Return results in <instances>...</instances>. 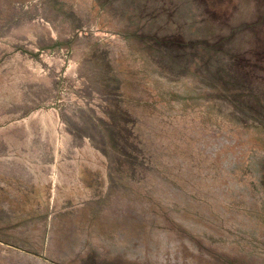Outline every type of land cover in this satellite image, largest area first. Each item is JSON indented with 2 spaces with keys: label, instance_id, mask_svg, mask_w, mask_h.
<instances>
[{
  "label": "rangeland",
  "instance_id": "1",
  "mask_svg": "<svg viewBox=\"0 0 264 264\" xmlns=\"http://www.w3.org/2000/svg\"><path fill=\"white\" fill-rule=\"evenodd\" d=\"M263 259L264 0H0V264Z\"/></svg>",
  "mask_w": 264,
  "mask_h": 264
},
{
  "label": "bare ground",
  "instance_id": "2",
  "mask_svg": "<svg viewBox=\"0 0 264 264\" xmlns=\"http://www.w3.org/2000/svg\"><path fill=\"white\" fill-rule=\"evenodd\" d=\"M261 256V255H260ZM263 258V257H262ZM254 260V259H253ZM260 260V259H259ZM264 260V259H263ZM261 261H262V259H261ZM264 263V262H263ZM249 264V263H248ZM257 264V263H256Z\"/></svg>",
  "mask_w": 264,
  "mask_h": 264
}]
</instances>
